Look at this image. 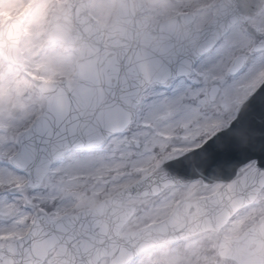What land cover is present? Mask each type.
<instances>
[{
	"label": "snow or ice",
	"instance_id": "1",
	"mask_svg": "<svg viewBox=\"0 0 264 264\" xmlns=\"http://www.w3.org/2000/svg\"><path fill=\"white\" fill-rule=\"evenodd\" d=\"M73 7L75 66L0 122V264H206L264 212V0Z\"/></svg>",
	"mask_w": 264,
	"mask_h": 264
},
{
	"label": "rangeland",
	"instance_id": "2",
	"mask_svg": "<svg viewBox=\"0 0 264 264\" xmlns=\"http://www.w3.org/2000/svg\"><path fill=\"white\" fill-rule=\"evenodd\" d=\"M68 0H0V25L13 13L27 11L22 23V70L3 63L0 60V122L16 120L44 103L41 95L33 88L43 75L58 74L64 66H75L76 52L64 49L62 44L54 42L48 47L45 38L46 26L52 11L62 10ZM146 0H143V2ZM148 5L162 4L165 0H148ZM98 6V13L109 21L115 19V0H90ZM145 4V5H147ZM107 5L108 7H104ZM43 49V50H42ZM28 78V79H27ZM59 80V75H57ZM29 80V81H28ZM33 87V88H32ZM252 220L264 219L259 211ZM250 220L248 224L252 221ZM215 248V243L211 245ZM219 255H210L206 264H235Z\"/></svg>",
	"mask_w": 264,
	"mask_h": 264
},
{
	"label": "water",
	"instance_id": "3",
	"mask_svg": "<svg viewBox=\"0 0 264 264\" xmlns=\"http://www.w3.org/2000/svg\"><path fill=\"white\" fill-rule=\"evenodd\" d=\"M119 4L127 2L129 5L135 3H141L140 0H116ZM82 0H70L66 8L60 13H54L53 19L50 22L48 27V34L50 40H60L66 44L69 48L76 49L78 56L85 47L83 42L74 37L75 32V7L79 5ZM88 2V0H87ZM23 19V16L17 17L8 21L5 25L0 28V53L3 54L8 60L20 64L21 56L18 50V42L20 38V24ZM98 24L94 23L93 27H97ZM117 29L122 27V25L117 24ZM58 82H54L50 87H54ZM42 85L39 84V90L41 91L44 99L46 93L41 90ZM259 123V120H257ZM264 226V224L262 225ZM259 230L249 231L243 235L240 239H235L227 242L221 243L219 248V253L221 256L230 257L232 259H237L238 257H243L244 262H249L252 260L250 253L245 251V247L252 241L256 242L259 245L258 253H253L252 255L258 256L264 250V239H254L252 238V233H257ZM262 234V233H261ZM264 234V230H263ZM239 245V246H238ZM255 262V260H252Z\"/></svg>",
	"mask_w": 264,
	"mask_h": 264
},
{
	"label": "flooded vegetation",
	"instance_id": "4",
	"mask_svg": "<svg viewBox=\"0 0 264 264\" xmlns=\"http://www.w3.org/2000/svg\"><path fill=\"white\" fill-rule=\"evenodd\" d=\"M256 212H258V211H256ZM255 212V213H256ZM254 213V214H255ZM257 214L258 213H256V215H255V217L257 216ZM260 222L258 221V220H252L248 225H247V227H245L242 231H240L238 234H232V237H236V236H238V235H240L244 230H246L247 228H251V227H253V228H256L257 226H258V224H259Z\"/></svg>",
	"mask_w": 264,
	"mask_h": 264
}]
</instances>
